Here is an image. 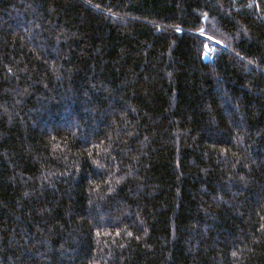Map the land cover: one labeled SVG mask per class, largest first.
I'll return each instance as SVG.
<instances>
[{
  "label": "trees",
  "instance_id": "obj_1",
  "mask_svg": "<svg viewBox=\"0 0 264 264\" xmlns=\"http://www.w3.org/2000/svg\"><path fill=\"white\" fill-rule=\"evenodd\" d=\"M0 264H264V0H0Z\"/></svg>",
  "mask_w": 264,
  "mask_h": 264
}]
</instances>
